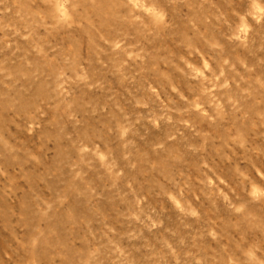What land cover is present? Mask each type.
<instances>
[{"label": "rangeland", "instance_id": "374dc122", "mask_svg": "<svg viewBox=\"0 0 264 264\" xmlns=\"http://www.w3.org/2000/svg\"><path fill=\"white\" fill-rule=\"evenodd\" d=\"M0 264H264V0H0Z\"/></svg>", "mask_w": 264, "mask_h": 264}]
</instances>
